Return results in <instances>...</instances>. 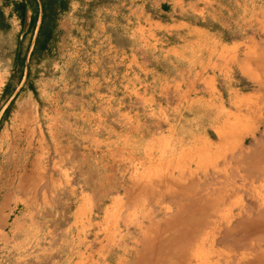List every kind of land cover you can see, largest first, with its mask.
Instances as JSON below:
<instances>
[{"label": "rangeland", "instance_id": "374dc122", "mask_svg": "<svg viewBox=\"0 0 264 264\" xmlns=\"http://www.w3.org/2000/svg\"><path fill=\"white\" fill-rule=\"evenodd\" d=\"M26 1L0 0V71L6 73L0 80V107L15 93L0 115V171L11 182L15 172L31 168L35 150L42 148L41 171L47 178L42 177L39 184L48 185L51 173L65 175L67 188L49 199L37 198L40 209L31 208L34 219L51 224V244L63 245L61 225L81 192L89 190L93 192L92 219H101L103 209L118 199L125 204L105 238L101 264H264V55L254 64H234L220 74L217 88L223 93L226 114L232 117L228 129L233 133L229 134L235 139L240 133L241 140L223 146L220 131L215 135L208 129L209 152L233 151L219 157L218 168L209 166L206 172L192 156L187 161L197 180L192 189L191 180L179 176L177 168L174 173L170 170L169 179L160 176L164 161L176 158L178 145L153 139L167 122L152 116V109L134 95L135 88L145 91L151 83L140 70L137 78L124 73L119 58L115 59L119 53L115 55L110 45L129 46L125 26L130 9L145 0H55V10L45 19L36 45L41 4L38 0L36 11ZM157 1L149 0L154 5ZM220 4L225 6H219L224 25L210 21L207 25L226 38L240 36L245 27L236 15L239 8L231 0ZM45 31L50 33L47 39ZM144 53L152 65L153 49ZM175 68L169 63L162 66L169 75ZM97 76L109 81L92 82ZM231 91L236 99L232 103ZM122 112L133 116L124 118ZM226 114L213 125L226 123ZM163 117L169 124H182L181 130L199 133L205 126L186 107L181 113L169 110ZM173 147L177 148L170 151ZM192 148L187 144L183 150L189 156ZM183 155L178 153V158L186 161ZM135 156L138 168L132 160ZM223 167L226 170H220ZM170 183L181 186L180 193L176 188L163 194ZM84 237L88 249L96 248L92 234ZM57 254L63 264L70 259L60 250ZM46 257L35 250L24 260L39 263Z\"/></svg>", "mask_w": 264, "mask_h": 264}, {"label": "crops", "instance_id": "0c3cea01", "mask_svg": "<svg viewBox=\"0 0 264 264\" xmlns=\"http://www.w3.org/2000/svg\"><path fill=\"white\" fill-rule=\"evenodd\" d=\"M222 1L158 0L154 2V5L149 0H145L142 4L133 5L130 9L128 24L125 26L130 40L129 46L118 48L110 44L115 55L119 53L115 59L119 58L118 64L124 67V73L137 78L138 70H140L146 73L151 83V87L146 88L145 91L135 88L134 95L140 99L141 104L152 109L150 112L152 116L161 117L163 122H167V127L162 126V133L154 135L153 139L163 141L167 146L171 141H176L175 146L178 145L176 158L174 156L164 161L160 176L168 178L171 175L170 170L172 169L174 173L173 170L177 168L179 176L191 180L189 188L192 189L196 187L197 181L194 176L195 171L187 167V161L192 156L195 160L197 159L195 163L198 167L206 172L209 166L218 168L219 157H224L226 152L233 151V148H227L221 152L218 149L209 152L207 145H210L212 140L207 130L211 129L215 135L217 131H220L219 142L223 146L237 145V142L241 140L240 133L235 139L230 137L232 134L229 133L233 132L232 128L228 129V125L232 117L229 112L227 114L225 112V100L223 93L217 88V80L225 74L228 66L239 65V63L254 64L264 55V0H231L239 8V14L236 15H239L240 23L245 30H241L240 36L229 38H226L217 28L207 25L209 21L217 26L224 25L221 8L225 6L220 4ZM26 28L24 26L23 32H26ZM151 48L154 51L152 65L145 60L144 53L152 50ZM141 53H144V57L140 55ZM166 63L176 66L173 74H166L167 71L162 69ZM5 74L4 71H0V80H4ZM91 81L105 82L109 79L101 80L97 76ZM194 93L196 94L193 97ZM14 95L15 93H12L7 96V101L0 107V115L8 100ZM100 95L110 97L107 93ZM115 96L116 93H113L112 97L116 98ZM228 99L231 103L236 101L232 91ZM185 107L188 112L198 115L196 119L205 122V126L199 133L193 129L181 130L182 124L178 125L174 122L169 124V121L163 117L169 110L181 113ZM222 113L227 116L226 123H223V120L220 125H213L219 121ZM122 115L124 118L133 116L128 112H122ZM32 130V136L36 135V127ZM180 130L181 134H179ZM170 135L172 139L168 138ZM187 136L190 138H185ZM95 140L102 142V138H95ZM187 144L195 146L189 156L185 153L186 150H183ZM176 148L169 150L175 151ZM180 148L185 154L183 157L187 158L186 161L178 158V153L182 152H179ZM109 150L114 153L115 149L109 148ZM44 156L43 149L37 148L31 159V168L28 171L23 169L18 173L15 172L11 182H6L0 171V264H26L24 258L32 256L35 250L46 253L48 257L39 263L30 262L29 264H63V261L57 258L59 250L64 252L63 255L66 258L70 257L65 264H101L105 257V254H102L104 251L101 253V250L105 248V238L115 226V215L125 204L122 199H118L114 205L103 209L101 219L95 220L92 219L93 192L83 190L77 204L71 206L69 218L61 225L60 233L64 235L61 238L63 245L54 247L50 239L53 232L51 224H43L34 219L31 208L40 209L41 204L36 202L37 198L49 199L67 186L63 185L65 178L63 173L59 175L51 173L48 176V185L39 184L42 177L47 178V175H43L41 171ZM135 158L132 160L136 165H133L138 168L137 157ZM62 165L63 163L59 166L61 172H63ZM220 170H226V167ZM164 188L165 191L162 193L167 195L176 188V192L181 191V186L175 183L167 184ZM112 216H114L113 220ZM86 234H92L93 241L98 243L96 248L88 249L90 244H84ZM99 234L102 236L100 237ZM74 255L77 256L76 260Z\"/></svg>", "mask_w": 264, "mask_h": 264}, {"label": "trees", "instance_id": "16d2710c", "mask_svg": "<svg viewBox=\"0 0 264 264\" xmlns=\"http://www.w3.org/2000/svg\"><path fill=\"white\" fill-rule=\"evenodd\" d=\"M26 2H29L31 5L34 4V7H36V11H38V5H39V2L37 0H27ZM40 4H41V10H42V15H41V23H40V27H39V31H38V34H37V38L35 39V44L38 43V39H39V35L41 33V30H42V26L43 24L45 23V19L50 17V15L54 12L55 10V0H40ZM25 7H26V4L23 6L24 9H22V15H24V10H25ZM36 17L33 20V22L30 23V25L33 27L34 25V21H35ZM43 34L45 35V38H49V31H45L43 32ZM45 39V40H46ZM33 52H31V55L30 57L32 56ZM20 65L23 66L24 65V60L23 59H20L19 61ZM22 72V71H21Z\"/></svg>", "mask_w": 264, "mask_h": 264}, {"label": "bare ground", "instance_id": "6f19581e", "mask_svg": "<svg viewBox=\"0 0 264 264\" xmlns=\"http://www.w3.org/2000/svg\"><path fill=\"white\" fill-rule=\"evenodd\" d=\"M264 223V222H263Z\"/></svg>", "mask_w": 264, "mask_h": 264}]
</instances>
